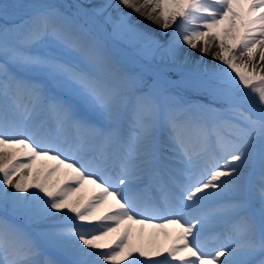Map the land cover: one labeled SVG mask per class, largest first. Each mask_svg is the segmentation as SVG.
Instances as JSON below:
<instances>
[{
  "label": "snow or ice",
  "instance_id": "1",
  "mask_svg": "<svg viewBox=\"0 0 264 264\" xmlns=\"http://www.w3.org/2000/svg\"><path fill=\"white\" fill-rule=\"evenodd\" d=\"M70 7L71 15L41 6L0 28V208L23 222L0 220V264H264V0ZM131 13L165 35L175 25L172 35L157 38ZM78 16L103 17L113 37L138 44L137 70L112 62L101 40L75 24ZM45 43L62 54H35ZM184 46L223 68L171 79ZM48 82L66 95L52 94ZM178 83L207 102L172 94ZM221 102L227 107L214 106ZM244 105H258L259 115ZM39 158L54 163L33 172ZM61 166L70 171L53 183ZM146 179L159 197L147 195ZM85 181L99 191L71 199ZM134 224L170 243L135 244ZM217 226L224 232L210 246L205 233Z\"/></svg>",
  "mask_w": 264,
  "mask_h": 264
},
{
  "label": "rangeland",
  "instance_id": "2",
  "mask_svg": "<svg viewBox=\"0 0 264 264\" xmlns=\"http://www.w3.org/2000/svg\"><path fill=\"white\" fill-rule=\"evenodd\" d=\"M65 1H67L70 4V6L82 4L85 6V8H89V9L94 5H99V4H103L106 2V0H65ZM111 2L113 5L116 4V0H111ZM45 5L60 6L61 10L67 12L69 15H71L72 13H74V11H76V9L74 7H69L68 5H66L61 0H0V28H2L4 26L11 27L13 24H19L22 20H26L29 17H31L32 14L38 8H40L41 6H45ZM121 10L124 12H131V9L122 8ZM109 11L112 13V17L114 20L118 18L114 9H109ZM5 12L7 13V16L4 15ZM131 15H132L133 21H137L133 17V13H131ZM98 19L102 20V24H103L104 28L109 33L112 32V25L110 23H106L104 21L103 17H100ZM87 20L88 19L84 16H78L75 19V24L76 25H82L85 29H88L93 35H95L96 37H98L101 40V42L103 43L105 54L112 62L116 63L117 65L125 67L129 71L137 70L136 66L131 62L132 59L130 57L120 55L116 49L114 50V48L109 45L110 43H107L105 40H103V38L101 39L100 36H97L94 32H92L90 30V28L88 27L89 23ZM138 26L144 30L151 32L152 34H154L157 38H159L161 40H167L172 35V32H173L172 31L170 33V35H168V34L165 35L162 33V31H161V33H157L155 31V29L145 27L140 23L138 24ZM169 30H171V29H169ZM99 32L103 35L105 34V31H103V30L99 31ZM111 38L114 41L119 40L120 43L129 47L131 51L133 49L132 53H134V50L138 47V44L130 43L128 37L115 38L112 36ZM33 51L35 54H52V55H61L62 54L59 50H57L55 48L54 45H49L47 43L35 47L33 49ZM191 51L192 50L189 49L187 46L183 47V49L181 51L180 58L177 60L176 64L170 65V67L173 69L170 72L171 77L179 78V77H181V74L185 75L186 77L192 76V75H199V76L203 77L205 68H208L211 66H219L220 68H223V65L222 64L218 65V64H220V62L217 60H213L211 55H206L204 57H201V55H200V59H199V61H197L198 56L194 55L193 54L194 52L191 53V57L189 58L188 62L185 63L184 62V53L185 52L190 53ZM193 51H195V50H193ZM197 52H199V51H197ZM213 61H216L217 63H215ZM243 61H244V59L242 60V62ZM237 62L239 63L238 60H237ZM193 72L196 74H193ZM20 75L23 76L24 78H32V74L25 73V72H23V70L20 71ZM176 85L179 86V84H176ZM176 85L170 86V88H169V91L172 94L182 96L188 100H193L194 97L196 100L201 98L200 100H202L205 103L207 102V100L204 97L196 95L195 93L191 92L188 88L180 87V86L178 87ZM45 86L49 89V91L52 94L62 95V96L66 95L64 93V91L61 88H59L55 83L48 82ZM177 88H181V89H177ZM67 99L73 104H77V105L80 104L79 100L76 99L75 97L67 96ZM22 103H26V102H22ZM214 106L217 108L227 107V105L223 104L222 102L217 103ZM246 106H249V105L242 106L241 110L246 112V113L251 114L253 116V118H256L258 115L254 114L252 109H250V108L248 109ZM253 106H251V107H253ZM45 162L48 163L47 160H45ZM23 172H24V174L27 173L26 170ZM16 178H18V177H16ZM8 190L12 191L11 188H9ZM0 210H3L0 212H5L8 216L13 215L11 210L6 211L3 208H0Z\"/></svg>",
  "mask_w": 264,
  "mask_h": 264
},
{
  "label": "bare ground",
  "instance_id": "3",
  "mask_svg": "<svg viewBox=\"0 0 264 264\" xmlns=\"http://www.w3.org/2000/svg\"><path fill=\"white\" fill-rule=\"evenodd\" d=\"M133 17L139 21L140 24H142L145 27H149L152 29H155V31L157 33H161V28H159L156 24L145 20L143 17L133 13ZM88 22L91 26H94L96 30L98 31H104V27L102 24V21L100 19H91V18H87ZM175 25H173L174 27ZM173 27L169 28V29H173ZM167 30V34H169L170 30ZM219 49L214 47L212 49V51H218ZM194 52L193 54L198 56V60L200 59V54L197 51H191L190 53ZM245 59L244 57L239 58V63L242 62V60ZM215 63H217L216 61H213ZM221 65V64H218ZM250 108V107H249ZM43 123L46 124H50L51 120L48 119L47 117L44 118V120L42 121ZM46 158H39L35 165L33 166V172H35L37 169L43 170V168L45 166H47V164H52L54 163L53 161H48L45 162ZM27 171V173L25 175L28 174V170L24 169L22 171ZM70 171L67 170L65 168H63V166H61V169L59 170V172H57L56 174L53 175V177L50 178V180L55 183V182H59V181H63L66 179L65 177V172ZM145 181H152L149 179H146ZM155 182L152 181V184H154ZM146 186H148V184H145ZM99 191V189L96 188V186L94 184H91L87 181H85L83 183V185L80 187L79 192H76L72 195L71 199L75 200L77 198H82L83 200H87L89 197L95 195L97 192ZM259 206L258 204H256L255 202L252 203V207L253 206ZM109 207V205H104L99 211L100 212H104L107 210V208ZM256 217V214L254 215ZM256 220L259 221V218L256 217ZM133 231H132V235H131V239L133 240V242L137 245H141V246H145L148 247L150 245H164L167 246L168 243H170V241L165 238L163 236V234H161L159 232V230L157 229H153L151 227H144L143 230H141V226L139 224H134L133 226ZM123 228V226H122ZM121 228V231H122ZM220 229V227H215L214 229L209 230L208 232L205 233V239H209L211 236H213L215 233H217V231ZM221 229H224L223 227H221ZM169 232H173L174 233V229H172L171 227H169L168 229ZM118 235V233H114L112 234L110 237H108V240H111L114 236ZM124 264H127V262L125 261Z\"/></svg>",
  "mask_w": 264,
  "mask_h": 264
}]
</instances>
